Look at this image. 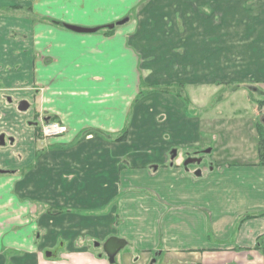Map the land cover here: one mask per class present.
<instances>
[{"label": "crops", "instance_id": "obj_1", "mask_svg": "<svg viewBox=\"0 0 264 264\" xmlns=\"http://www.w3.org/2000/svg\"><path fill=\"white\" fill-rule=\"evenodd\" d=\"M40 1L59 16L40 12ZM85 1L0 0V264H264L255 249L264 217L233 233L248 214L264 213V167L222 158L237 147L217 153L224 131L200 133L191 117L190 143L178 147L168 134L158 141L156 131H138L148 113L161 112V127L184 118L180 99L152 94L134 106L146 85L213 88L225 92L218 107L252 102L247 90L264 93V0ZM104 11L126 13L93 22ZM36 117L66 134L43 139ZM250 134L241 152L259 158L255 124ZM189 144L214 157L213 170L190 175V228L157 231L148 184L161 187L169 156ZM112 237L127 243L114 263L104 250Z\"/></svg>", "mask_w": 264, "mask_h": 264}, {"label": "rangeland", "instance_id": "obj_2", "mask_svg": "<svg viewBox=\"0 0 264 264\" xmlns=\"http://www.w3.org/2000/svg\"><path fill=\"white\" fill-rule=\"evenodd\" d=\"M87 3V0L85 1ZM41 5H39V10L43 14L49 15V16H59L57 12L54 11H47V6L42 5V1H40ZM126 12H115L114 15H112L111 12H99V19L96 17V19L93 18V22H106L113 20L115 22H118L117 20L121 18ZM86 13H80L77 14L78 19L84 20V18L91 19V12ZM134 14V13H132ZM130 15V19H133V15ZM82 16V17H81ZM84 16V17H83ZM75 19L72 21L78 22L79 20ZM78 20V21H77ZM81 21V20H80ZM113 21V22H114ZM146 87V88H145ZM210 91H198L195 90V92H181V90H176V88H172L169 91H165L166 88H161L160 86H149L146 85L142 87V90L140 91L139 97L134 101V106L136 103H138L142 98L150 96L152 94H167L174 98L180 99L181 103L185 105V116L184 118L177 119L176 122L173 123H166L163 124V127H161L160 121H163L164 119L161 117H158L161 112L156 113L155 115H149L150 119L149 122L146 125L140 124L138 125V131L141 130L142 127L146 126V129H142V131L147 132H154L156 131L157 139L160 141L163 136L170 135L172 138L175 139L172 144L177 145H185L186 142L190 143V117L195 120H200V133L205 132L207 134L211 132H219L224 131L222 134V140L219 141L216 145H212L216 147L217 153L218 150H222L224 146L231 147L234 146L237 147L235 150L231 149L232 152H228L227 154L221 155L222 158L226 157V159L233 160L234 162L239 163L240 160L251 162V164L254 162H260V139H259V145H258V151H259V158H256L255 151L251 150V154L244 155L242 154V143L243 141L246 142V140H252L250 131L251 127L254 126L256 131L258 132V128L261 127V129L264 131V93H260L261 91L253 93L252 90H247L248 96L251 97L253 100L250 103H246L241 100H238L235 102L236 107H218L217 103L220 99L224 98L225 92H223L222 96L220 97V94L217 91H213V88ZM158 90L157 92H155ZM195 98V102H192L193 98ZM230 96V95H228ZM220 97V99H219ZM233 100V99H232ZM231 100V102H232ZM228 101H222L224 103H229ZM194 104V105H193ZM205 105V107H203ZM226 106V105H224ZM33 108V107H31ZM238 111V112H236ZM156 116V117H155ZM151 117L153 119H151ZM241 117L244 118V121L250 120L252 123L248 126L243 127L244 121L241 119ZM161 118V119H160ZM175 119V118H173ZM37 120V117H36ZM35 120V121H36ZM153 122V123H152ZM129 126V125H127ZM167 127H170L169 131L166 129ZM158 128H162L161 130ZM168 132H167V131ZM197 130V127H196ZM129 127L126 128V133L128 134ZM194 134L198 137L200 135L197 132H194ZM129 135V134H128ZM228 136V138H227ZM195 140H198L195 138ZM203 141V142H202ZM163 146H169L171 144H168L164 142V140L161 141ZM200 148L206 149V147L209 146V139H201ZM187 146V145H186ZM181 147V146H180ZM185 147V146H184ZM218 147V148H217ZM181 149L178 152V157L176 160L171 161V157L169 156L167 164L170 165L173 164V169L170 170L167 175H163L162 180H165L164 184L161 187H156V185L153 182H150L148 184V198L147 201H145V205L148 211H158L160 214L159 219L151 218L153 222V227L156 228L157 231H162L165 229L166 226H172L174 225L180 232H186L187 228H190V175L194 176V171L197 166H192L189 169V172L184 171L183 163L187 159L186 154H190V152H195V150L190 151V144L186 148H179ZM148 158H151V161L156 160V157L148 156ZM204 162L202 163V166L200 167V170L203 174H208V168L211 164V161H214V157L210 155H203ZM212 161V162H213ZM233 163V162H232ZM166 168V167H165ZM153 173V172H151ZM20 174V173H19ZM157 208V209H156ZM138 209V208H137ZM142 210V208H141ZM146 210V208H145ZM136 215L141 216L142 213L140 209L135 212ZM249 216H259L261 213H253L248 214ZM145 217V216H143ZM148 219L150 218L149 213L147 212ZM173 220V221H172ZM175 220V221H174ZM142 222V221H141ZM171 222V223H170ZM173 222V223H172ZM240 222L237 223V225L234 227L233 233L237 232V228H239ZM151 228V229H152ZM210 236L211 233H210ZM212 240V239H211ZM130 246H127L124 251H122L120 257L123 255L127 249H129Z\"/></svg>", "mask_w": 264, "mask_h": 264}, {"label": "water", "instance_id": "obj_3", "mask_svg": "<svg viewBox=\"0 0 264 264\" xmlns=\"http://www.w3.org/2000/svg\"><path fill=\"white\" fill-rule=\"evenodd\" d=\"M125 23V22H123ZM120 23V24H123ZM69 30L74 31L76 33H87V34H92V33H96L99 29H82V28H77V27H71L68 26L67 27ZM112 28H114V26H112ZM28 109V105L27 103H21L19 110L24 112L27 111ZM176 156V153L173 155V157ZM200 162V161H199ZM190 164V161H188L185 166L187 167ZM127 245L126 241L123 239H119V238H111L109 239L105 246H104V250L106 255L108 256L109 260L111 261V263H114L115 257L118 255V253Z\"/></svg>", "mask_w": 264, "mask_h": 264}, {"label": "trees", "instance_id": "obj_4", "mask_svg": "<svg viewBox=\"0 0 264 264\" xmlns=\"http://www.w3.org/2000/svg\"><path fill=\"white\" fill-rule=\"evenodd\" d=\"M177 90V89H176ZM158 90H156L155 92H157ZM181 92H183L181 90ZM264 106V104H263ZM258 134H259V139H260V162L259 165L261 167H264V131L260 128H258ZM128 134L124 133L122 137L118 138L115 140V142L117 143H123L127 140ZM5 174H11L10 172H4ZM57 214H60L57 213ZM258 217H264V213H261V215H259ZM254 218H257V216H246L245 218H243L240 221V225L248 220H252ZM255 249L258 250L260 252V254L264 257V235L259 237Z\"/></svg>", "mask_w": 264, "mask_h": 264}, {"label": "built area", "instance_id": "obj_5", "mask_svg": "<svg viewBox=\"0 0 264 264\" xmlns=\"http://www.w3.org/2000/svg\"><path fill=\"white\" fill-rule=\"evenodd\" d=\"M67 128L59 123H43L42 134L44 138H55L65 134Z\"/></svg>", "mask_w": 264, "mask_h": 264}, {"label": "flooded vegetation", "instance_id": "obj_6", "mask_svg": "<svg viewBox=\"0 0 264 264\" xmlns=\"http://www.w3.org/2000/svg\"><path fill=\"white\" fill-rule=\"evenodd\" d=\"M20 108V107H19ZM37 121H39V118H37ZM37 121H36V129H38V127H37ZM206 154V151L204 150V151H195V152H190V154H186V156H187V159L189 158V156H190V160H194V159H201L202 160V163L204 162V158H203V155H205ZM186 159V160H187ZM185 160V161H186ZM202 163L198 166V168H196V170H195V172H197L198 170H200V167L202 166ZM184 164V163H183ZM191 166H197L196 164H193V165H191ZM206 168H208V170H212L213 169V167L211 166V164L209 165V167H206Z\"/></svg>", "mask_w": 264, "mask_h": 264}]
</instances>
